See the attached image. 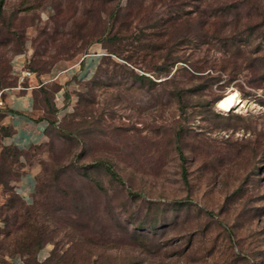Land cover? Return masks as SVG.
I'll list each match as a JSON object with an SVG mask.
<instances>
[{
  "label": "rangeland",
  "instance_id": "obj_1",
  "mask_svg": "<svg viewBox=\"0 0 264 264\" xmlns=\"http://www.w3.org/2000/svg\"><path fill=\"white\" fill-rule=\"evenodd\" d=\"M1 3L0 88L21 64L46 79L34 101L50 123L8 165L37 164L41 226L22 229L27 249L4 240L0 264H264V0L202 4L212 26L195 44L172 43L196 26L192 0ZM94 46L93 73L77 79L70 68ZM174 54L184 62L163 59ZM231 90L243 104L217 108Z\"/></svg>",
  "mask_w": 264,
  "mask_h": 264
},
{
  "label": "trees",
  "instance_id": "obj_2",
  "mask_svg": "<svg viewBox=\"0 0 264 264\" xmlns=\"http://www.w3.org/2000/svg\"><path fill=\"white\" fill-rule=\"evenodd\" d=\"M165 3H171V2H176L178 3V0H164ZM239 0H220V5L219 8H224L223 10L226 11L225 9H231L234 10L235 12L237 11V6ZM242 2L245 3H251V2H262L263 0H241ZM2 0H0V15L2 14ZM193 3L197 4V8L195 11V15L193 16V20L195 18L196 21V26L191 27L187 25L184 29L180 28L179 32L175 35V39L172 41L174 44H180L182 42H191V43H198L199 41H206L203 39L204 35L206 34L207 28L212 26V20L209 18V14H205L204 10L205 9L203 6H206L207 8L210 6V0H192ZM243 3V4H245ZM202 4H204L202 6ZM199 6H201V10L199 9ZM218 8V9H219ZM264 8V6H263ZM260 15H264V9L262 10V13H258ZM205 15V16H204ZM249 17V15H248ZM264 17V16H263ZM262 17V18H263ZM183 18V17H182ZM176 19L181 20V16L179 15H174V16H169V19L167 20V25L172 27V30H176L180 26V22H176ZM249 19V18H248ZM191 20L189 17H186L183 19V21ZM244 30L248 31L249 33L251 32V26H248V24L245 22L242 23ZM217 27L214 28L212 31H217ZM227 29H229L227 27ZM250 29V30H249ZM107 36V35H106ZM228 39L232 41L233 35L228 34ZM117 38V36L114 34V32L110 35H108V38L106 40H109V42H113L114 39ZM110 51H114V47H109ZM156 49H160L161 46L155 45ZM160 56V55H159ZM143 55L141 56V59H143ZM170 57V63L173 62L174 60H183V57L179 56V54H174L172 56L164 55V60L168 59ZM188 65H190L193 69H198L199 66L194 65V60H187L186 61ZM139 78L147 77L150 79L148 76H145L146 74L144 73H139L137 74ZM152 79H150L151 81ZM5 82L9 83V81L5 80ZM2 83V82H0ZM3 86V84H2ZM58 87H60L59 84L56 85L52 89V92H54ZM177 97L179 96L178 93H176ZM33 100H35V96L33 94ZM55 110V107H54ZM2 115V112L0 111V117ZM50 123V122H49ZM48 123V124H49ZM8 132V128L6 126H3L0 124V137L3 134H6ZM22 154V149L19 148L18 146L16 147L15 144H1L0 147V185H2V191L5 193V198L2 201V205L0 206V245L4 240H8V244L11 245V250H18L20 248H29L30 247V241H28V237L25 236L26 229H31L32 227H35L36 230L40 228L41 222L37 223V225H34V220L37 219L40 215H42V202L38 200H34L31 195V200L29 202L23 201V199L17 195L14 190H13V185L10 183V180L13 178H17V176L20 174L21 170L17 171H10L8 165L10 162H17V157ZM7 158H9L7 160ZM108 171L114 175H116V172L111 169L110 167H107ZM6 174V175H5ZM37 188H33V192H36ZM22 229L24 231L22 232ZM39 243V240L37 239L36 244Z\"/></svg>",
  "mask_w": 264,
  "mask_h": 264
},
{
  "label": "crops",
  "instance_id": "obj_3",
  "mask_svg": "<svg viewBox=\"0 0 264 264\" xmlns=\"http://www.w3.org/2000/svg\"><path fill=\"white\" fill-rule=\"evenodd\" d=\"M99 47L94 46L93 50H98ZM98 55L94 53L84 54L77 62V65L70 68L69 71L75 74L78 78L89 77L97 62ZM36 82L35 76L27 80V83ZM37 87V86H34ZM34 87L15 88L12 86L2 87L0 96L3 105L0 107L2 115L0 124L8 128V132L0 137L1 144H15V146L26 149L34 144L40 143L45 139V128L50 119L43 105L36 104L33 100L35 93ZM64 85L61 83L53 92L52 100H54V112L57 114L62 110L61 105V90ZM38 166L35 162L21 167L20 174L17 178L11 180L14 192L19 195L23 201L31 200L32 188L35 183V174L38 171Z\"/></svg>",
  "mask_w": 264,
  "mask_h": 264
},
{
  "label": "built area",
  "instance_id": "obj_4",
  "mask_svg": "<svg viewBox=\"0 0 264 264\" xmlns=\"http://www.w3.org/2000/svg\"><path fill=\"white\" fill-rule=\"evenodd\" d=\"M91 53H94L96 55H100L101 53H103V50L98 49V50H95L94 52H91ZM12 67H14V66H12ZM13 69H14L13 72L15 74L16 83L14 85H12V87H15V88L34 87V86L40 85L43 81H46V79H45V80H40V81H36L33 83H27L28 79L34 77V72L31 69L22 66V64L18 67H14ZM58 73H56L55 75H53L47 79H49V80L54 79L55 77H57ZM2 89L3 88H0V92ZM3 103L4 102L2 101L1 96H0V107L3 105Z\"/></svg>",
  "mask_w": 264,
  "mask_h": 264
},
{
  "label": "bare ground",
  "instance_id": "obj_5",
  "mask_svg": "<svg viewBox=\"0 0 264 264\" xmlns=\"http://www.w3.org/2000/svg\"><path fill=\"white\" fill-rule=\"evenodd\" d=\"M242 104V99L239 97L236 90L228 91L223 96H221L219 100L216 101L217 108L224 109L229 108L231 106H241Z\"/></svg>",
  "mask_w": 264,
  "mask_h": 264
}]
</instances>
